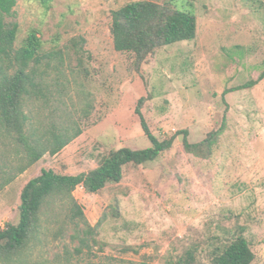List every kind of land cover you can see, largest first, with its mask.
<instances>
[{
	"label": "rangeland",
	"instance_id": "obj_1",
	"mask_svg": "<svg viewBox=\"0 0 264 264\" xmlns=\"http://www.w3.org/2000/svg\"><path fill=\"white\" fill-rule=\"evenodd\" d=\"M137 1H172L179 9L191 2L17 0L16 47L37 31L44 52L60 50L64 60L50 71L47 102L30 106L31 127L46 134L74 123L82 134L0 192V229L19 222L22 190L42 170L80 175L112 151L149 148L136 114L141 98V113L160 140L187 130L199 143L223 129L213 154H188L177 137L157 162L127 167L120 183L99 194L79 186L74 198L100 244L82 247L88 227L77 220L76 234L54 204L16 264H174L191 246L205 259L239 233L252 246L253 264H264V0H196L197 38L163 47L141 64L116 51L111 34L113 12ZM22 164L14 143L0 136L2 177Z\"/></svg>",
	"mask_w": 264,
	"mask_h": 264
},
{
	"label": "trees",
	"instance_id": "obj_2",
	"mask_svg": "<svg viewBox=\"0 0 264 264\" xmlns=\"http://www.w3.org/2000/svg\"><path fill=\"white\" fill-rule=\"evenodd\" d=\"M190 1L189 7L182 9L173 6L172 1L169 4L137 1L114 11L111 34L116 51L133 55L135 62L141 64L163 47L194 41L198 35V18L193 6L196 0ZM16 4L17 0H0V136L14 143L16 153L23 155V164L16 169L15 174L5 171V175H8L5 177L1 174L3 166L0 167V192L16 175L23 174L46 154H59L82 134V129L74 123L58 128L53 126L46 134L31 127L30 106L40 99L47 102L51 87L47 80L50 71L59 70L64 60L60 50L44 52L43 41L37 31H31L22 45L16 47L19 32V24L14 20ZM72 46L79 51L78 42H74ZM261 79H264V73ZM243 89L245 88L239 90ZM144 101L145 98L139 100L136 114L140 116L150 147L112 151L101 159L96 169L80 175H62L53 170H42L22 190L19 222L8 223L4 229H0V264L23 261L41 232L45 210L51 212L54 204H60L61 209L66 211L64 223L74 224L76 234L80 233V223L77 220L88 227L82 232L84 237L79 238L82 247L90 249V241L95 245L100 244L93 237L82 207L74 198V192L79 186L90 195L99 194L109 184L120 183L127 167L157 162L172 150L177 137H182L188 154L204 159L212 156L223 129L210 133L199 143L189 141L187 130L160 140L151 132L141 113ZM117 214L118 210L113 215ZM81 251V247L75 250L77 254ZM199 252V246H191L174 264H253L256 259L252 246L243 233L236 234L227 242L209 250L205 259H200Z\"/></svg>",
	"mask_w": 264,
	"mask_h": 264
}]
</instances>
